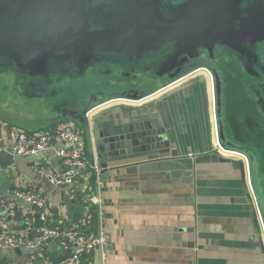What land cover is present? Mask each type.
Returning <instances> with one entry per match:
<instances>
[{
	"label": "crops",
	"instance_id": "crops-1",
	"mask_svg": "<svg viewBox=\"0 0 264 264\" xmlns=\"http://www.w3.org/2000/svg\"><path fill=\"white\" fill-rule=\"evenodd\" d=\"M137 65L118 72L127 75L132 70L149 68L146 63ZM71 82L77 83L78 79ZM240 84L223 92V115L238 144L250 150L256 147L258 152L253 153L264 192V113L256 94L252 96L243 82ZM42 88L45 85L22 94ZM104 96L119 98L118 94ZM21 97L18 94L14 102ZM96 97L88 94L82 99L75 94L71 100L61 102L62 107L84 114L82 123L61 120L60 113L54 121L40 122L39 114L45 110L38 108L33 96L29 100L35 104L29 111L13 107L14 102L0 100V152L11 151L18 132L38 135L69 125L81 135L87 158L99 165L102 172L98 189L91 173L70 186H54L34 171L40 165L60 167L52 151L33 157L13 156L12 164H0V215L6 214V208L14 211V216L7 219L9 228L21 227L28 215L36 216L35 206L14 197L17 189H31L46 201L51 225L103 233L105 245L83 254L84 264H264V223L257 217L243 164L194 162L195 155L213 151L210 84L206 92L199 88L179 103L169 99V113L156 110L165 119L177 158H128L119 162L123 168L116 171H103V160H98L93 152L87 131V122L99 109L113 105L104 106L102 101H95ZM118 103L139 106L143 101ZM248 106L251 109L246 111ZM54 146L59 147L57 143ZM93 193L102 199L101 208L91 201ZM242 198L247 204L238 202ZM69 253L65 243L55 241L35 250H2L0 264H58Z\"/></svg>",
	"mask_w": 264,
	"mask_h": 264
},
{
	"label": "water",
	"instance_id": "water-1",
	"mask_svg": "<svg viewBox=\"0 0 264 264\" xmlns=\"http://www.w3.org/2000/svg\"><path fill=\"white\" fill-rule=\"evenodd\" d=\"M241 1L0 0V78L5 77L0 100L12 104L19 90L41 88L51 81L57 86L87 73L117 78L113 86L122 88L117 99L143 103L128 106L105 96L96 97L95 101H102L104 106L113 105L99 109L87 122L92 149L97 159L103 160V171H116L123 168L119 162L128 158L178 157L165 119L156 110L169 113V99L179 103L199 88L206 92L210 80L203 70L207 69L212 76L218 136L225 146L246 157L264 223L257 157L238 144L227 129L223 77L216 54L220 47L241 52L264 40V2L242 6ZM157 53L164 56L155 69L146 63L149 68L120 75L123 67L110 68L113 62L136 67ZM153 95L158 96L144 101ZM60 119L85 121L84 114L69 109L60 112ZM193 158L197 164L242 165L238 159L213 151ZM12 161L10 153L0 152L2 166ZM240 201L247 204L245 198Z\"/></svg>",
	"mask_w": 264,
	"mask_h": 264
},
{
	"label": "built area",
	"instance_id": "built-area-1",
	"mask_svg": "<svg viewBox=\"0 0 264 264\" xmlns=\"http://www.w3.org/2000/svg\"><path fill=\"white\" fill-rule=\"evenodd\" d=\"M210 80V91L212 101L213 130V152L226 157L238 159L242 162L248 189L252 195L257 211V217L261 224L262 217L258 209L249 178V168L247 159L241 153L225 146L219 136L217 121L215 117V101L212 89V76L209 70H203ZM128 102L126 100L113 99L112 102ZM132 102V101H129ZM59 147H55L54 144ZM85 144L79 134L72 126L64 125L56 131H44L38 135H27L18 132L15 136L14 145L9 152L14 157H33L52 151L60 163L58 169L50 166H35L34 171L45 178L54 186H70L87 173H91L93 183L98 189L101 185V168L99 165L90 162L85 154ZM14 197L30 206L37 207L36 216L28 215L24 218L21 227L11 229L7 225L8 217L14 216V211L6 208V214L0 215V251L27 249L35 250L43 244L61 241L70 248V253L61 259L58 264H84L82 255L90 254L98 248H102L106 239L100 231L95 233L80 228H64L50 224V212L46 201L34 194L31 189H17ZM91 201L99 208L102 207V199L98 194H91Z\"/></svg>",
	"mask_w": 264,
	"mask_h": 264
},
{
	"label": "rangeland",
	"instance_id": "rangeland-1",
	"mask_svg": "<svg viewBox=\"0 0 264 264\" xmlns=\"http://www.w3.org/2000/svg\"><path fill=\"white\" fill-rule=\"evenodd\" d=\"M183 0H171L172 4L180 3ZM255 4L258 3V0H242L241 5L245 4ZM245 50V51H244ZM218 63L220 65L221 74L223 77V89L226 93L227 90L231 88H236L237 85H241L250 93L252 96L256 94L257 104L259 108L264 113V88L262 89V82H264V40L258 41L254 47L245 48L241 52L233 51L227 52L226 50H218ZM161 54H150L145 60L155 58L149 61L143 60L140 63L151 64L154 68ZM122 63V62H119ZM112 67L117 65V63L111 64ZM110 65V68H112ZM155 65V66H154ZM123 67V66H122ZM125 68V67H124ZM259 74V75H258ZM77 78V77H76ZM113 78V77H110ZM104 75L93 72V75L87 73L84 77H79L78 82L63 81L57 86H53L52 81L48 86L42 88L39 91H31L30 93L22 94V91H18L23 97L20 98L19 102L13 103V107L19 106L22 109H28V111L33 108L31 103L32 100H29L30 97H34L38 102V108L40 110H45L39 114V119L41 121H54L56 116L63 110L69 109L68 107H62L61 102L66 100H71V96L79 95L85 98L86 95H93L99 97H104L106 95L120 94L122 88L113 86L115 83L114 80L117 78L110 79ZM5 80V77L0 78V86ZM127 80V79H126ZM240 83H239V82ZM264 85V84H263ZM113 86V87H112ZM25 97V98H24ZM261 101H260V100ZM81 101V100H80ZM25 106V107H22ZM251 109L249 106L246 108V111ZM71 110V109H69ZM74 111V110H71ZM245 111V112H246ZM259 119V115H257ZM255 118V117H254ZM258 122H260L258 120ZM246 136H251L246 133ZM252 140V139H250ZM264 141V137H263ZM260 142V139H259ZM256 144V142L254 143ZM254 153L258 152L256 147L251 148Z\"/></svg>",
	"mask_w": 264,
	"mask_h": 264
},
{
	"label": "flooded vegetation",
	"instance_id": "flooded-vegetation-1",
	"mask_svg": "<svg viewBox=\"0 0 264 264\" xmlns=\"http://www.w3.org/2000/svg\"><path fill=\"white\" fill-rule=\"evenodd\" d=\"M247 1H250V0H247ZM258 2H264V0H258ZM247 4V3H246ZM264 5V4H263ZM167 50V49H166ZM166 50L164 51V52H166ZM219 50H226L227 52H233L232 50H230V49H228V48H225V47H220L219 48ZM160 54V53H159ZM162 54V53H161ZM168 53H166V55H167ZM162 56H164V55H162ZM161 61V58L159 59V61H158V63ZM142 62V61H141ZM113 63H117V65H115V66H113L112 67V65H111V67L113 68V69H118V68H121L122 66H123V68L124 67H129V66H131V65H129V64H126L125 62H123V63H119V62H113ZM155 69V68H154ZM112 70V69H111ZM156 72H159V70H157V68H156V70H155ZM129 74V73H128ZM259 75V74H258ZM263 76H264V74H263Z\"/></svg>",
	"mask_w": 264,
	"mask_h": 264
}]
</instances>
